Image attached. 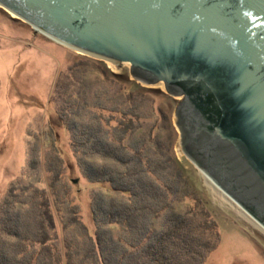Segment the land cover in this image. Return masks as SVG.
<instances>
[{
    "label": "water",
    "instance_id": "obj_1",
    "mask_svg": "<svg viewBox=\"0 0 264 264\" xmlns=\"http://www.w3.org/2000/svg\"><path fill=\"white\" fill-rule=\"evenodd\" d=\"M35 33L162 82L190 161L264 229V0H0Z\"/></svg>",
    "mask_w": 264,
    "mask_h": 264
},
{
    "label": "rangeland",
    "instance_id": "obj_2",
    "mask_svg": "<svg viewBox=\"0 0 264 264\" xmlns=\"http://www.w3.org/2000/svg\"><path fill=\"white\" fill-rule=\"evenodd\" d=\"M14 17L0 6V203L19 201V212L32 216L33 201L45 191L59 249L63 251L67 237L82 242L85 237L73 222L74 215L80 226L92 230L91 198L113 193L91 185L84 175L82 159L89 156L78 145L76 129L89 122L91 110L111 122L106 127H115L122 117L117 111L139 104L142 131L155 127L153 135L157 133L155 136L170 146L186 176L201 189L203 201H209L220 243L204 264H264V229L216 189L185 155L175 115L180 98L170 96L162 82L147 85L137 81L138 87L131 90L133 100L122 103L128 96L126 80H134L129 63L116 64L79 53L35 33L29 24ZM80 93L90 95L92 104L100 102V108H82ZM94 96L99 100L94 101ZM63 122L68 123V129ZM90 160L106 162L102 157ZM57 172L60 176L55 179ZM34 246L30 249L36 252L39 247L34 250Z\"/></svg>",
    "mask_w": 264,
    "mask_h": 264
},
{
    "label": "trees",
    "instance_id": "obj_3",
    "mask_svg": "<svg viewBox=\"0 0 264 264\" xmlns=\"http://www.w3.org/2000/svg\"><path fill=\"white\" fill-rule=\"evenodd\" d=\"M126 81L128 96L122 103L133 100L131 90L138 87L136 80ZM80 94L82 108H100V102L92 104L90 95ZM92 99L99 100L95 96ZM139 110L140 105L134 104L128 111H117L122 117L115 127H106L111 122L91 110L87 113L89 122L76 129L78 145L89 156L82 159L84 175L91 185L103 186L113 193L91 198L92 230L84 224L80 226L74 215L73 222L82 230L84 240L79 243L67 237L63 251L59 249L45 191H40L38 201H33L32 216L19 212L21 202L3 201L0 264L205 263L220 243L209 201H203L201 189L186 176L170 146L156 137L157 133L153 135L155 127L142 131ZM63 125L69 128L67 122ZM92 157H102L106 162L96 163L90 160ZM59 176L57 172L55 179ZM33 245L34 250L39 247L36 252L30 249Z\"/></svg>",
    "mask_w": 264,
    "mask_h": 264
},
{
    "label": "bare ground",
    "instance_id": "obj_4",
    "mask_svg": "<svg viewBox=\"0 0 264 264\" xmlns=\"http://www.w3.org/2000/svg\"><path fill=\"white\" fill-rule=\"evenodd\" d=\"M214 187H216V186H214ZM216 189H217V187H216ZM249 218V217H248Z\"/></svg>",
    "mask_w": 264,
    "mask_h": 264
}]
</instances>
